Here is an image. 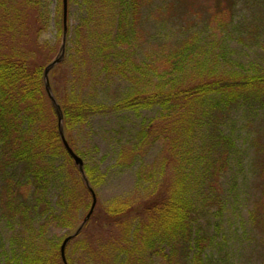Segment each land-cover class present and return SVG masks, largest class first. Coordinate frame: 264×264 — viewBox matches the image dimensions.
Segmentation results:
<instances>
[{
    "label": "trees",
    "instance_id": "16d2710c",
    "mask_svg": "<svg viewBox=\"0 0 264 264\" xmlns=\"http://www.w3.org/2000/svg\"><path fill=\"white\" fill-rule=\"evenodd\" d=\"M19 1L0 0V217L12 231L5 264H64L62 243L80 227L93 204L87 182L97 205L69 243L67 264H217L215 252L229 250L226 180L237 155L224 127L243 107L264 109V55L242 62L227 45L239 29L233 24L239 0H208L206 5L199 0H160L156 6L154 0L85 1L87 17L80 36L95 19L102 44H95L99 48L87 55L91 65L82 68L74 62L69 84L68 27L65 57L51 72L50 85L63 112L65 138L84 161L86 179L64 146L45 87L44 71L57 52V47L40 41L48 29L43 12L47 0ZM257 2L250 28L240 27L241 43L253 42L251 33L262 34L264 0ZM29 5L34 16L26 15ZM149 12L176 20L188 15L204 25L190 29L192 35L175 44H162L157 60L141 63L139 38L145 15L154 16ZM217 16L224 22H219L220 32L213 33L216 43L202 40L210 26L207 21ZM83 46L77 44V53ZM193 66L202 71L188 77ZM123 83L127 89L122 92L118 84ZM101 91L113 100L100 102ZM153 111L156 115L145 117L118 158L123 169L139 164L133 194L101 204L97 189L106 176L85 162L74 140L76 131L95 116ZM255 137L257 168L264 165V131ZM157 143L161 149L147 163L146 154ZM232 178L234 186L237 178ZM56 184L60 187L54 207L49 195ZM263 220L253 217L254 228L260 229ZM93 226L97 230L88 233ZM52 227L68 232L53 240L48 237Z\"/></svg>",
    "mask_w": 264,
    "mask_h": 264
},
{
    "label": "rangeland",
    "instance_id": "374dc122",
    "mask_svg": "<svg viewBox=\"0 0 264 264\" xmlns=\"http://www.w3.org/2000/svg\"><path fill=\"white\" fill-rule=\"evenodd\" d=\"M85 1L68 0L67 4L69 51L65 68L69 73V84L73 82L72 71L76 69L74 68V62L80 63L82 68L91 65L93 61L87 55L90 52L93 54L95 49L99 48L95 44H102L101 39H103L97 28L95 19L91 21L90 27L85 32H82L83 36H80L79 27L87 17ZM199 1L210 4L208 0ZM15 2L17 4L20 3L19 0H15ZM62 2L63 0H47L45 2V11H43L49 23L48 29L40 41L41 43L50 44L52 47H57V52L54 54L55 57L62 44V40H59L58 36V22L62 20V15L64 14ZM154 3L155 6L159 5L160 0H154ZM205 3L203 4L206 5ZM257 3V0H239L236 5L233 24L239 29L233 35L231 34L232 37L229 38L230 40H228L227 45L236 52V56L242 62L254 61L257 56L264 55V25L260 31L262 34L258 37H255L254 33L249 34L250 39L254 40L253 42L249 39H245L244 43L237 40L238 38L240 39L245 28H250L249 25L254 20L258 10ZM155 6L154 8L156 9ZM1 11L3 12V9ZM34 11L31 5L25 9L27 16H34ZM149 14L154 16L145 15L144 28L139 38L140 45L143 46V50L139 56L141 63L157 60L155 56H157L158 49L162 44H175L192 35L194 30L190 31V29L199 30L204 25H201V20L196 23L195 20L190 21L188 15L181 20H176L173 15L169 14H166L164 18H158L156 12H149ZM204 17L207 18V14H204ZM157 19L162 20V23H157ZM222 21L223 19L220 16L215 17L214 21L209 19L207 23L210 26L208 27V31L201 37L202 40H207L208 42L214 40L216 43L217 34L213 33H218L221 28L219 22L222 23ZM241 26L244 29H241ZM78 39H80V42ZM77 44H84L80 54L77 53ZM260 46L261 48H259ZM205 65H207V61ZM200 69L202 68L193 66L188 77L202 71ZM115 85L117 86V84ZM119 85L122 87V92L127 89V84L123 83ZM111 88L114 89L115 87ZM100 93V102L109 103L111 102L110 100H113L112 96L111 98L108 97L110 99L107 100L104 93L102 91ZM155 115L156 112L153 111L151 113L142 112L140 116H136L133 113H114L95 116L87 127L76 131L74 140L78 149L85 154V162L90 167H98L100 172L106 176V182L97 189L101 204L133 194L139 164L123 169L118 166V158L122 147L133 140L139 128L143 126L145 117L150 118ZM261 131H264V109L260 108L251 109L243 107L233 112L230 121L224 127L225 134L230 136L236 144L237 155H235V158L231 162L232 170L226 180L228 196L224 229L229 240V250L228 252L220 253V255L215 252L217 264H264V220L260 222V229H255L252 223L253 217L254 219L264 218V165L257 167L260 172L257 168H254L257 150L254 145V139L256 138V134ZM160 146L157 143L146 154L145 159L147 163H151L154 160L161 149ZM256 171L259 172V178H257ZM232 176L237 178L236 185L234 184V186L232 184ZM59 187L58 184L53 186L49 195L54 207L56 206ZM97 228L98 226H93L89 229L88 233L91 234L90 230H97ZM67 232L68 230L52 227L48 237L53 240H59ZM11 237L12 231L0 217V264H5L6 251L9 249ZM98 244L103 245L104 243L98 242ZM98 244L97 246H99ZM3 246L5 248L2 250L1 247ZM84 264L88 263L84 262ZM154 264L163 263L160 260H156Z\"/></svg>",
    "mask_w": 264,
    "mask_h": 264
},
{
    "label": "water",
    "instance_id": "95a60500",
    "mask_svg": "<svg viewBox=\"0 0 264 264\" xmlns=\"http://www.w3.org/2000/svg\"><path fill=\"white\" fill-rule=\"evenodd\" d=\"M67 4H68V0H63V5H64V34H63V40H62V46L60 48V52L59 54L56 56V58L47 66V68L45 69L44 72V81H45V87H46V91L52 101L53 107L55 109L57 118H58V124H59V131H60V135L61 138L63 140L64 146L67 150V152L69 153L70 157L73 159V161L75 162L76 166L78 167L80 173L83 175V177L86 179L85 177V173H84V162L83 160L77 156L75 154V152L71 149V147L69 146L66 138H65V133H64V117H63V112L61 109V106L58 104L54 94H53V90L51 88L50 85V74L53 71V69L58 66L59 64H61L64 60L65 57V48H66V42H67ZM87 186L89 187V190L91 191L92 195H93V204L91 207L90 212L88 213V215L86 216L85 220L83 221L82 225L78 228V230L74 233L71 234L70 236H68L62 246H61V256L63 259L64 264H67V259H66V248L68 246V244L76 237L79 235V233L81 232V230L83 229L84 225L89 221V219L91 218V216L94 213V210L96 208L97 205V197L95 192L93 191V189L89 186V183L87 182Z\"/></svg>",
    "mask_w": 264,
    "mask_h": 264
}]
</instances>
